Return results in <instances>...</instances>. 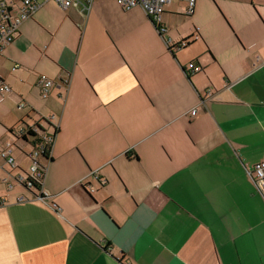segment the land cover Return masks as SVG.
I'll use <instances>...</instances> for the list:
<instances>
[{
  "label": "crops",
  "instance_id": "0c3cea01",
  "mask_svg": "<svg viewBox=\"0 0 264 264\" xmlns=\"http://www.w3.org/2000/svg\"><path fill=\"white\" fill-rule=\"evenodd\" d=\"M197 3L165 6L162 37L116 0L47 2L21 24L0 55L15 163L0 159V264H264L249 176L264 162V0ZM39 75L54 82L45 100ZM47 120L57 133L28 190L16 179L38 139L9 130ZM12 138L30 152L14 156Z\"/></svg>",
  "mask_w": 264,
  "mask_h": 264
},
{
  "label": "built area",
  "instance_id": "2783aa9c",
  "mask_svg": "<svg viewBox=\"0 0 264 264\" xmlns=\"http://www.w3.org/2000/svg\"><path fill=\"white\" fill-rule=\"evenodd\" d=\"M93 0H0V55L6 47L11 45L17 35L19 34V27L21 24L31 19L34 14L47 2H52L58 6L61 10H66L70 7H81L84 11H88L90 4ZM197 0H116V4L122 10H130L133 8H140L144 14L153 22L159 36H163L166 33V28L162 25V14L165 6L172 2H180L185 5V14L191 15L194 5ZM170 42L169 40L166 41ZM186 43H182L180 46H185ZM19 68L18 64H14L11 71H15ZM185 71L190 74L200 73L202 71L201 65L196 62H190L186 65ZM36 86L39 90L40 98L47 99L51 89L54 86V82L45 75H39L37 77ZM10 93V88L1 83L0 84V98L3 100L5 94ZM24 105L20 103L18 108H23ZM191 116L195 115V111L190 113ZM50 124V120H47ZM50 132L44 131L42 135H38L36 129L33 126L21 127L18 126L13 130V134L19 138L28 141V135L37 136V143L33 145V150L29 155L31 165L28 169L26 177H17L16 182L26 189H33L32 186L36 185L40 192V187L43 180L44 169L41 165L40 159L45 156L49 159L53 141H54V129L57 130L55 125H52ZM11 146L0 148V159L4 160L12 168H15V163L11 157ZM249 176L252 179L255 187L259 193L264 195V162L255 164L252 170L249 172ZM11 186L8 185V189ZM43 193L37 195V199L41 200ZM19 202L23 199L19 198Z\"/></svg>",
  "mask_w": 264,
  "mask_h": 264
},
{
  "label": "rangeland",
  "instance_id": "374dc122",
  "mask_svg": "<svg viewBox=\"0 0 264 264\" xmlns=\"http://www.w3.org/2000/svg\"><path fill=\"white\" fill-rule=\"evenodd\" d=\"M199 1L200 0H198V3H199ZM197 3V4H198ZM28 138L27 139H32V137L30 136V135H28L27 136ZM12 141L10 142V145H14V147H13V149H14V156L15 155H19L20 153H18L19 152V150H24L25 152H27V153H29L30 152V146L29 145H27V144H24L23 142H21V141H18V142H16L15 140H14V138H12L11 139ZM29 166H30V161L29 162H27L25 159L21 162V167L23 168V171H25L26 173H28V168H29Z\"/></svg>",
  "mask_w": 264,
  "mask_h": 264
},
{
  "label": "trees",
  "instance_id": "16d2710c",
  "mask_svg": "<svg viewBox=\"0 0 264 264\" xmlns=\"http://www.w3.org/2000/svg\"><path fill=\"white\" fill-rule=\"evenodd\" d=\"M184 43H186V42H184ZM47 124H48V123H47ZM32 126L36 129V132H37L38 135H42V134L44 133V131L40 128L39 124H36V123H35V124L32 125ZM48 126L51 127V129H52V126H51L50 124H48ZM14 129H15V128H11V129L9 130V132L12 134ZM56 133H57V130L54 129V132H53L54 136H56ZM30 136H31V135H30ZM43 158H46V157L43 156ZM32 188L35 189V190L38 189V187H37L36 185H33Z\"/></svg>",
  "mask_w": 264,
  "mask_h": 264
}]
</instances>
